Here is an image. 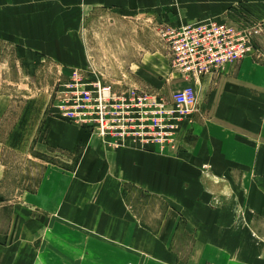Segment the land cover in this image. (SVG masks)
<instances>
[{
	"label": "crops",
	"instance_id": "0c3cea01",
	"mask_svg": "<svg viewBox=\"0 0 264 264\" xmlns=\"http://www.w3.org/2000/svg\"><path fill=\"white\" fill-rule=\"evenodd\" d=\"M96 10L176 25L230 13L264 21V0H0V43L73 63L62 57L76 56L82 17ZM198 89L200 113L183 124L174 149H112L49 119L46 150L76 156V165L46 163L38 188L22 191V207L0 195V264H264V239L252 216H242L243 201L264 213L255 180L264 171L252 168L264 147V63L246 58ZM10 103L0 97V120ZM1 146L0 185L7 172ZM135 194L167 211L143 217ZM72 235L77 260L65 249Z\"/></svg>",
	"mask_w": 264,
	"mask_h": 264
},
{
	"label": "rangeland",
	"instance_id": "374dc122",
	"mask_svg": "<svg viewBox=\"0 0 264 264\" xmlns=\"http://www.w3.org/2000/svg\"><path fill=\"white\" fill-rule=\"evenodd\" d=\"M144 16L138 12L112 15L96 10L82 17V27L77 33V54L70 58L62 57L64 60L72 59L73 63H57L54 58H41L43 54L37 52L36 55L29 48L0 43V97L7 96L11 101L0 120V144L7 169L0 185V195L6 198L7 206L14 204L13 206L22 207L21 205L25 204L21 196L22 191L38 188L45 176L46 163L58 164L67 170L76 165V156L62 151L48 152L45 148L48 120H60L55 116L54 106L62 85L72 72L79 70L89 77L97 75L103 83L113 84L117 90L137 88L145 92L159 93L164 97H170L187 86V82L173 68L168 48L159 36L160 28L181 24L176 25L169 21L159 23L151 16ZM250 18L258 21L263 31L257 36L254 35L261 53L249 58H254L262 64L263 20L233 13L211 20L243 25L249 24ZM236 64L238 63L230 65ZM228 66L219 73L225 71ZM254 162L253 169L257 167L259 171H264V147L258 149L257 161ZM240 163L242 164L237 167H249L244 162ZM261 178L264 177L259 176L255 180L264 189V180ZM263 198L264 196L257 199L259 204L263 203ZM131 199L139 205V210H145V218H152L153 209H156V216L157 208L161 210V215L167 211L164 205L154 198L135 194ZM10 201L12 203H9ZM247 205L248 202L243 201L242 216H252L254 231L264 239V217L261 216L264 215L263 209L261 206L250 209ZM27 213L29 214V211ZM31 214L39 216L36 212ZM243 226L248 228L251 223ZM75 231L77 232V227ZM65 243L66 252L70 253L71 259L77 260V235H72L71 240H66ZM61 262L68 264L63 260Z\"/></svg>",
	"mask_w": 264,
	"mask_h": 264
},
{
	"label": "built area",
	"instance_id": "2783aa9c",
	"mask_svg": "<svg viewBox=\"0 0 264 264\" xmlns=\"http://www.w3.org/2000/svg\"><path fill=\"white\" fill-rule=\"evenodd\" d=\"M250 19L243 25L209 19L160 28L173 68L187 82L170 97L137 88L117 90L97 75L76 70L62 85L55 116L112 149H174L183 124L200 113L198 86L203 79L261 53L254 35L263 31L262 26Z\"/></svg>",
	"mask_w": 264,
	"mask_h": 264
}]
</instances>
